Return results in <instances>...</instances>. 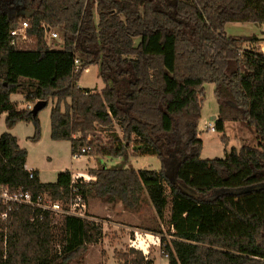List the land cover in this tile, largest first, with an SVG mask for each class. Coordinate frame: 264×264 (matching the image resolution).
I'll return each mask as SVG.
<instances>
[{
  "label": "trees",
  "instance_id": "trees-1",
  "mask_svg": "<svg viewBox=\"0 0 264 264\" xmlns=\"http://www.w3.org/2000/svg\"><path fill=\"white\" fill-rule=\"evenodd\" d=\"M23 20L33 41L14 46L10 31ZM229 22L264 23V0H0L6 127L31 122L37 139L40 124L31 107L51 100L50 136L69 141L72 155L89 146L84 154L157 156L159 169L89 167L95 179L74 185L85 202H120L132 212L147 205L159 219L168 205L171 238H160L168 264H264V54L256 35L227 36ZM46 30L58 34L53 47ZM89 65L97 66L100 89L78 85ZM206 83L218 102L215 130L241 119L255 131L256 146L231 147L222 158L200 156ZM14 93L24 107L11 100ZM99 127L108 130V140L92 144L88 134ZM25 162L16 135L0 133V185L33 197L69 196L68 170L42 182ZM0 211L7 212L0 264H83L102 235L101 223L85 217L27 205ZM130 250L133 256L120 255L118 264H152L141 249Z\"/></svg>",
  "mask_w": 264,
  "mask_h": 264
},
{
  "label": "rangeland",
  "instance_id": "rangeland-1",
  "mask_svg": "<svg viewBox=\"0 0 264 264\" xmlns=\"http://www.w3.org/2000/svg\"><path fill=\"white\" fill-rule=\"evenodd\" d=\"M224 31L227 36L256 35L261 38L262 42L259 47H263L264 51V23L229 22L225 25ZM57 39L58 37L55 40ZM25 41L32 43L33 38H28ZM52 42L47 38L48 45L53 47ZM243 47H250V44L244 43ZM78 85L83 88L95 87L97 89L103 86L101 79L98 77L96 65H89L88 71L81 72ZM203 86L204 98L198 123V135L203 141L200 156L205 159L222 158L231 147H240L243 143L256 146L255 131L241 119L235 121L226 120L223 131L210 130L209 127L212 124L214 125L215 120L219 116V108L217 98L213 93V84L206 83ZM10 97L12 101L17 103L18 107L25 106V101L20 93H14ZM51 106L52 101L49 100L47 105L37 113L40 124V133L37 139L32 137L34 135V126L31 122L20 121L13 127L7 128L4 123V114L0 116V133L7 131L16 135L19 145L26 150L27 167L38 170L39 178L42 182H54L59 172L71 169L76 173L84 172L87 175L89 167L97 166L159 169L160 162L157 156L152 154L128 155L126 158L121 156L81 154L79 157L74 158L69 141L54 140L50 136L49 113ZM216 116L217 118H215ZM114 128L120 134L117 125H114ZM223 134L227 140L225 143L221 141ZM87 139L91 140L92 144L107 142L108 130L99 127L95 131L90 132ZM57 199L65 200V198ZM85 214L88 216L86 218L101 223L102 235L99 242L89 246L87 252L83 254L81 258L83 264H118L120 255L133 256L130 249H139V246L130 245L128 234H133L132 227L142 230L156 228L161 231V233H155L150 230L157 240L154 243L150 242L149 245L144 242L140 243L141 246H144L145 251L140 249L152 261V264H168L167 256L160 247L161 236H164L166 240L171 238L169 235L168 205L163 217L159 219L155 211L147 205H143L139 212H132L125 210L120 202L109 204L103 203L98 198L90 197L86 202ZM58 215L60 214L55 216ZM121 222L129 224V227L116 225V223ZM2 229L6 233L7 228L2 226ZM136 244L138 245V243Z\"/></svg>",
  "mask_w": 264,
  "mask_h": 264
},
{
  "label": "built area",
  "instance_id": "built-area-1",
  "mask_svg": "<svg viewBox=\"0 0 264 264\" xmlns=\"http://www.w3.org/2000/svg\"><path fill=\"white\" fill-rule=\"evenodd\" d=\"M27 27L28 22L26 20L20 21L18 26L16 28H13L10 31L11 36V44L14 46H17L21 42H24L28 39L27 35ZM46 38L49 40H54L58 37V34L56 31L46 30ZM264 54L263 49L261 50ZM75 67L78 66L79 61L78 59H74ZM89 66L83 69V71H88ZM211 131H214V125H211L210 127ZM90 150V147L87 146L85 148H81L78 151H76L73 154V157H79L81 154H84ZM33 173L30 172V176H32ZM73 177V184L70 185V193L67 198H65L64 201L54 199L47 193H40L37 196L33 197L32 194L26 190L17 189V190H11L5 186L0 185V206H5L7 208H10L12 206L17 205H27L31 206L33 208H37L41 212L43 211H49L55 215H74L79 217H88L86 216V202L84 201L81 194L77 193L76 187L74 185V181H85L88 182L90 180H94L95 177L92 175H85L81 173H77L76 175H72ZM7 216V212L0 211V222L5 220ZM6 240L5 237L3 239V243L5 244Z\"/></svg>",
  "mask_w": 264,
  "mask_h": 264
},
{
  "label": "crops",
  "instance_id": "crops-1",
  "mask_svg": "<svg viewBox=\"0 0 264 264\" xmlns=\"http://www.w3.org/2000/svg\"><path fill=\"white\" fill-rule=\"evenodd\" d=\"M262 48H261V50H262ZM4 116H5V114H4ZM215 118H217V116ZM202 145H203V141H202ZM25 168L27 170H33L34 169V168L27 167V159H26V162H25ZM90 168H94V167H90ZM68 171L72 175H76L77 173L84 174V172H77L76 173L72 169L71 170H68ZM38 177H39V173H38ZM116 225H118V226H124V227H129V224H125V223L123 224L122 222L121 223H116ZM131 230L133 231V234H128V238L130 237L129 238L130 239L129 241L131 242L130 245H133L134 247H138L139 246V249L141 248V249H143V251H145L144 250V246H141L140 243H143L144 242L145 244L149 245L150 242L154 243L155 240H157V238H155V236L152 234V232L150 230H148V229L142 230L140 228L132 227ZM136 243H138V245Z\"/></svg>",
  "mask_w": 264,
  "mask_h": 264
},
{
  "label": "water",
  "instance_id": "water-1",
  "mask_svg": "<svg viewBox=\"0 0 264 264\" xmlns=\"http://www.w3.org/2000/svg\"><path fill=\"white\" fill-rule=\"evenodd\" d=\"M32 13H33V10L20 11V14H24L25 16H30ZM45 105H46L45 100H39L35 102L33 106L31 107V113L33 115H36L39 112V110H41Z\"/></svg>",
  "mask_w": 264,
  "mask_h": 264
}]
</instances>
